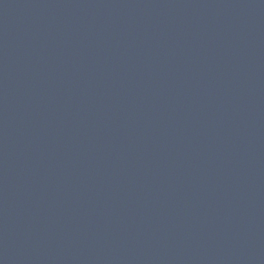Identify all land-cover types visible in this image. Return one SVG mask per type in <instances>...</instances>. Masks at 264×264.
Here are the masks:
<instances>
[{
  "label": "water",
  "instance_id": "1",
  "mask_svg": "<svg viewBox=\"0 0 264 264\" xmlns=\"http://www.w3.org/2000/svg\"><path fill=\"white\" fill-rule=\"evenodd\" d=\"M0 264H264V0H0Z\"/></svg>",
  "mask_w": 264,
  "mask_h": 264
}]
</instances>
